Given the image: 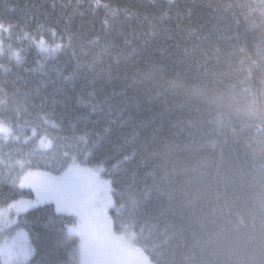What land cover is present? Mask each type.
<instances>
[{"label":"trees","instance_id":"obj_1","mask_svg":"<svg viewBox=\"0 0 264 264\" xmlns=\"http://www.w3.org/2000/svg\"><path fill=\"white\" fill-rule=\"evenodd\" d=\"M0 119V206L76 161L152 264H264V0H0ZM77 220L38 201L0 243L79 264Z\"/></svg>","mask_w":264,"mask_h":264},{"label":"rangeland","instance_id":"obj_2","mask_svg":"<svg viewBox=\"0 0 264 264\" xmlns=\"http://www.w3.org/2000/svg\"><path fill=\"white\" fill-rule=\"evenodd\" d=\"M0 132L10 136L14 129L10 123L0 119ZM38 141L42 147L52 144L51 137L47 135L40 136ZM40 172L42 169L33 167H26L21 172L20 185L31 186L35 197H21L0 206V236L16 221L21 211L38 201H53L61 211L78 216L73 229L80 233L82 239L79 264H152L146 254L131 244V236L119 238L110 228L111 220L105 217L113 202L108 178L105 177L107 182L100 172L76 161H71L60 176L43 177ZM33 252L25 227L15 229L9 238L0 243L1 264H26Z\"/></svg>","mask_w":264,"mask_h":264},{"label":"flooded vegetation","instance_id":"obj_3","mask_svg":"<svg viewBox=\"0 0 264 264\" xmlns=\"http://www.w3.org/2000/svg\"><path fill=\"white\" fill-rule=\"evenodd\" d=\"M110 228H111V229L113 228V224H112V223L110 224Z\"/></svg>","mask_w":264,"mask_h":264}]
</instances>
